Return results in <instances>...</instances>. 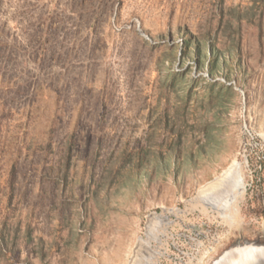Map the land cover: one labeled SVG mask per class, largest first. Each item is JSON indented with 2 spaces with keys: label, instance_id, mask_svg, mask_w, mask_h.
<instances>
[{
  "label": "rangeland",
  "instance_id": "rangeland-1",
  "mask_svg": "<svg viewBox=\"0 0 264 264\" xmlns=\"http://www.w3.org/2000/svg\"><path fill=\"white\" fill-rule=\"evenodd\" d=\"M220 228L264 233V0H0V264Z\"/></svg>",
  "mask_w": 264,
  "mask_h": 264
},
{
  "label": "built area",
  "instance_id": "built-area-1",
  "mask_svg": "<svg viewBox=\"0 0 264 264\" xmlns=\"http://www.w3.org/2000/svg\"><path fill=\"white\" fill-rule=\"evenodd\" d=\"M178 43L182 44L181 41ZM220 82L224 83L223 80H220ZM160 224L161 220L154 215V217L148 220L147 229L151 230L154 225L158 226ZM224 234L223 228L210 231L207 235L200 230H194L188 235L179 231V234H176V240H179V250L175 245H171V248L179 253V264H206L215 253L217 247L221 245ZM160 235L162 236V234ZM184 242L187 244V248L183 246ZM162 247L165 256L167 248Z\"/></svg>",
  "mask_w": 264,
  "mask_h": 264
},
{
  "label": "water",
  "instance_id": "water-1",
  "mask_svg": "<svg viewBox=\"0 0 264 264\" xmlns=\"http://www.w3.org/2000/svg\"><path fill=\"white\" fill-rule=\"evenodd\" d=\"M206 264H264V233H238L222 243Z\"/></svg>",
  "mask_w": 264,
  "mask_h": 264
},
{
  "label": "trees",
  "instance_id": "trees-1",
  "mask_svg": "<svg viewBox=\"0 0 264 264\" xmlns=\"http://www.w3.org/2000/svg\"><path fill=\"white\" fill-rule=\"evenodd\" d=\"M187 45V44H186ZM215 63V62H214ZM213 64V63H212ZM215 68H213V70H211V75L214 74V70L216 69V66H214ZM261 210H262V207H261Z\"/></svg>",
  "mask_w": 264,
  "mask_h": 264
}]
</instances>
